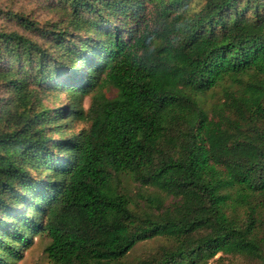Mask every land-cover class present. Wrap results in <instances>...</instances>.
<instances>
[{
	"label": "trees",
	"instance_id": "1",
	"mask_svg": "<svg viewBox=\"0 0 264 264\" xmlns=\"http://www.w3.org/2000/svg\"><path fill=\"white\" fill-rule=\"evenodd\" d=\"M59 3L0 29V264H264V0Z\"/></svg>",
	"mask_w": 264,
	"mask_h": 264
},
{
	"label": "rangeland",
	"instance_id": "2",
	"mask_svg": "<svg viewBox=\"0 0 264 264\" xmlns=\"http://www.w3.org/2000/svg\"><path fill=\"white\" fill-rule=\"evenodd\" d=\"M58 0H0V29L10 32V31H19L20 30L15 21L11 18L13 14H24L29 17L34 18L35 20L46 24L60 22L61 20V12H59L61 6L59 3V7H57ZM22 34L29 36L26 32H22ZM30 37V36H29ZM31 38V37H30ZM33 40H36L38 37L32 36ZM109 97L113 96V92L108 94ZM7 99V95L3 94L1 99ZM213 98L210 100L212 101ZM59 102L53 103L50 99L48 106L50 108H61L63 106L60 105L62 101H64V97L58 100ZM88 99L85 98L83 100V107L84 109L88 108ZM55 105V106H54ZM54 106V107H53ZM71 120V119H70ZM66 120L59 121L58 124L65 125ZM69 124L67 125L65 135L71 132H77L81 128H86L87 125L83 123H79L78 121H68ZM121 186L124 188H129V190L134 194L137 189L136 185L132 184L129 180L123 178ZM151 192V190H149ZM168 204L172 202V200H167ZM143 208H140L142 211ZM166 241L161 239L159 240H152L145 243H140L135 246V248L129 253L127 258L125 259L126 263H131L137 261L139 259H143L145 257L150 256L153 252L158 250L162 245H164ZM49 245V239L45 234H34L31 237L30 244L25 247L21 251V255L19 260L15 264H50V260L48 255L46 254V247ZM207 264H250V262L244 258L243 256H224V255H217L213 259L209 260Z\"/></svg>",
	"mask_w": 264,
	"mask_h": 264
}]
</instances>
